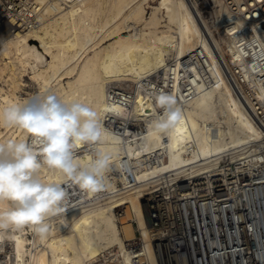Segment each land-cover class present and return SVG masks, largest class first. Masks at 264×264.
<instances>
[{
  "label": "bare ground",
  "instance_id": "obj_1",
  "mask_svg": "<svg viewBox=\"0 0 264 264\" xmlns=\"http://www.w3.org/2000/svg\"><path fill=\"white\" fill-rule=\"evenodd\" d=\"M31 1L39 24L0 22V107L38 93L89 103L120 138L106 186L120 182L124 212H115L117 200L72 199L51 218L46 239L31 226L0 230V264H139L144 255L156 264L140 205L145 192L225 158L264 159V55L248 40L257 37L264 50V18L232 12L221 0H210L208 18L195 0ZM226 48L240 63H227ZM161 91L176 96L184 114L172 136L149 135ZM21 135L0 124V140ZM152 156L153 164H143ZM136 227L144 243L130 250L125 241Z\"/></svg>",
  "mask_w": 264,
  "mask_h": 264
},
{
  "label": "built area",
  "instance_id": "obj_2",
  "mask_svg": "<svg viewBox=\"0 0 264 264\" xmlns=\"http://www.w3.org/2000/svg\"><path fill=\"white\" fill-rule=\"evenodd\" d=\"M198 1L204 13L211 17L210 0ZM221 1L232 12L245 13L247 17L257 12V20L264 18V0ZM37 12L32 1L0 0V22L11 28L36 26L40 23ZM248 40L256 46V55L263 57L258 38L249 36ZM261 151L263 153L264 149ZM152 161L155 156L143 164L149 167ZM242 161L228 162L225 158L213 170L165 186L163 182L145 192L140 205L145 227L150 231L147 242L156 264L171 261L175 264H264V159ZM114 172L112 169L107 181L113 180ZM119 183H115L113 189L105 186L90 194L72 187L68 189L66 203L72 199L86 205H92L93 200H98L99 205L106 200L115 201L121 194ZM115 202V212H124V204L119 200ZM125 242L130 250L142 247L144 242L137 227L134 237ZM133 260L138 263L136 256ZM117 262L119 260L113 259L109 263ZM139 264H149L145 255Z\"/></svg>",
  "mask_w": 264,
  "mask_h": 264
},
{
  "label": "clouds",
  "instance_id": "obj_3",
  "mask_svg": "<svg viewBox=\"0 0 264 264\" xmlns=\"http://www.w3.org/2000/svg\"><path fill=\"white\" fill-rule=\"evenodd\" d=\"M154 99L162 112L149 124V135H174L184 120L176 96L161 91ZM0 124L22 132L0 140V230L31 226L46 239L51 218L67 210L68 189L95 193L106 186L120 138L89 103L54 93L0 107ZM81 148L88 153L80 155Z\"/></svg>",
  "mask_w": 264,
  "mask_h": 264
},
{
  "label": "rangeland",
  "instance_id": "obj_4",
  "mask_svg": "<svg viewBox=\"0 0 264 264\" xmlns=\"http://www.w3.org/2000/svg\"><path fill=\"white\" fill-rule=\"evenodd\" d=\"M198 7L201 8L203 10V7H202V4H199V1L198 0H195ZM203 12L202 14L205 16V17H209L206 13H204V11H201ZM222 41H226L225 39L222 38ZM226 46H228V44H226ZM225 58H226V61L227 63H229L230 61L234 60L236 61L237 63H240V59H237V58H234V56L232 55V53L226 48L225 52ZM252 81L250 79H248V83H251Z\"/></svg>",
  "mask_w": 264,
  "mask_h": 264
}]
</instances>
